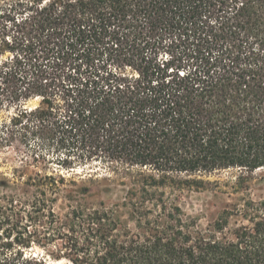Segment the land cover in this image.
Returning a JSON list of instances; mask_svg holds the SVG:
<instances>
[{
  "label": "trees",
  "instance_id": "obj_1",
  "mask_svg": "<svg viewBox=\"0 0 264 264\" xmlns=\"http://www.w3.org/2000/svg\"><path fill=\"white\" fill-rule=\"evenodd\" d=\"M2 109L43 166L0 196V264H264V200L202 228L166 195L264 168V0H0Z\"/></svg>",
  "mask_w": 264,
  "mask_h": 264
},
{
  "label": "rangeland",
  "instance_id": "obj_2",
  "mask_svg": "<svg viewBox=\"0 0 264 264\" xmlns=\"http://www.w3.org/2000/svg\"><path fill=\"white\" fill-rule=\"evenodd\" d=\"M38 100H31L28 105H35ZM11 115L10 111H0V121L7 120ZM43 162L35 163L32 160L30 149L14 142L12 146L0 148V196L2 194H14L27 179L28 174L40 170ZM77 173H83L80 169ZM247 175L242 181L239 176ZM212 182L208 189H166L169 200L180 206L181 210L196 218L198 225L205 228L213 223L217 216L225 209H233V206L240 207L243 200L254 201L264 200V168L257 169L249 174L240 173L239 170H223L210 174L207 177ZM128 185H121L115 182L107 184L110 191L101 196L103 200L111 205L124 199ZM18 193V192H17ZM27 198V194L21 193ZM63 200L58 201L61 205ZM62 213V210L56 208ZM233 219V218H232ZM133 228V225L130 224ZM39 254H44L47 264H68L66 260H55L43 252L41 248L34 249Z\"/></svg>",
  "mask_w": 264,
  "mask_h": 264
}]
</instances>
